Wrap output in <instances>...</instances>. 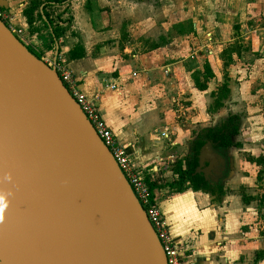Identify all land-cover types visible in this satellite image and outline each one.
Here are the masks:
<instances>
[{"label":"crops","instance_id":"obj_1","mask_svg":"<svg viewBox=\"0 0 264 264\" xmlns=\"http://www.w3.org/2000/svg\"><path fill=\"white\" fill-rule=\"evenodd\" d=\"M1 1L0 9L22 30L27 46L44 62L63 63L77 88L90 98L96 96V107L105 125L125 147L131 162L142 171L170 237L179 249L182 264H264V224L253 208V200L244 203L242 196H220L207 190L177 192L176 187L169 186L177 179L168 167L179 138L191 133L193 127L186 133L178 130L170 101L163 91L175 92L185 88L184 82H189L183 65L193 58L196 51L193 52L191 45L199 37L200 26L205 24L196 17L200 16L197 12L193 13L194 5L193 9L184 6L189 8L186 11L189 17L184 21L189 31H185L182 25H176L180 8L176 0L153 3L67 0L63 5L45 9L53 22L55 37L52 29L45 28L36 18L33 27L37 30L31 32L23 15L30 0ZM229 5L234 6L231 2ZM42 8L43 5L37 13L42 15ZM210 34L206 35L212 40ZM209 45H203L202 49L208 47L205 54L211 64L216 54ZM72 53L77 56L72 57ZM213 79L219 81L216 74ZM226 88L229 92L224 90V94L233 97V111L230 115L222 113L223 102L218 100L220 106L216 104L215 110L205 115L211 124L204 121L194 132L197 138L192 139L191 152L207 130L233 116L241 104L237 89ZM207 90V87L198 90L193 80L191 92L207 94ZM194 115L192 112L187 116L191 124L196 120ZM202 118L197 120L202 122Z\"/></svg>","mask_w":264,"mask_h":264},{"label":"water","instance_id":"obj_2","mask_svg":"<svg viewBox=\"0 0 264 264\" xmlns=\"http://www.w3.org/2000/svg\"><path fill=\"white\" fill-rule=\"evenodd\" d=\"M196 158L205 179L228 164L210 142ZM0 264H168L129 183L55 70L1 19Z\"/></svg>","mask_w":264,"mask_h":264},{"label":"rangeland","instance_id":"obj_3","mask_svg":"<svg viewBox=\"0 0 264 264\" xmlns=\"http://www.w3.org/2000/svg\"><path fill=\"white\" fill-rule=\"evenodd\" d=\"M121 1L136 2L137 0ZM149 1L155 2V0ZM176 1L180 7L176 16V25H182L185 31H189L188 24L184 22L189 17L186 11L194 7L193 13L197 12L200 16L196 17L204 20L205 24L200 26L201 30L197 34L199 37L196 36L193 40L194 44L191 45L193 52L196 51L193 58H188L185 64L183 63L189 82H184L185 88L183 86L175 92L168 89L163 91L170 101L169 106L174 114L178 130L186 133L190 127H193L191 133L179 138L180 143L177 144L168 170L176 174L179 164L181 163L184 168V160L192 157V139L197 138L194 132H197L198 125L204 121L211 124L212 121L205 115L215 110L218 100L223 102L221 112L230 115L229 113L233 111L231 110L233 97L228 98L224 90L229 92L226 87H234L237 89L238 101L241 104L237 106L235 114L228 118L235 117L233 123L236 125V131L231 132V146L224 150L228 159L229 172L221 186L219 185V189L213 191L209 188L207 191L220 192L221 196L251 197L253 208L261 223L264 224V0ZM230 2L234 4L232 6L234 10L229 5ZM185 5L189 8H184ZM200 5L202 7L198 8ZM203 7H206V10ZM222 24L224 26H219ZM209 32L212 40L209 39V35H206ZM208 43H210L209 49L216 54L211 64L208 63L205 54L208 47L204 46L205 49H202V46ZM206 64L210 65L219 81L207 78L204 69ZM195 79L199 83L210 84L206 86L207 94L191 92ZM192 107L194 109H191ZM192 112H195L196 120H193L191 124L187 116ZM204 116L205 120L202 118ZM200 117L202 122L197 120ZM209 117L211 118L210 115ZM167 179L172 180V177ZM240 181L243 182L240 184Z\"/></svg>","mask_w":264,"mask_h":264},{"label":"built area","instance_id":"obj_4","mask_svg":"<svg viewBox=\"0 0 264 264\" xmlns=\"http://www.w3.org/2000/svg\"><path fill=\"white\" fill-rule=\"evenodd\" d=\"M0 19L8 27L11 33L25 46L27 42L22 35V30L16 28L12 19L0 9ZM50 68H53L58 77L65 85L74 101L80 107L81 111L89 121L94 131L108 148L125 179L129 183L133 193L135 194L139 204L143 208L150 224L152 225L167 258L168 264H182L179 258V249L172 241L165 221L157 208L155 201L152 199L151 191L145 177L129 159L125 147L120 145L116 136L105 125L97 107L96 96L90 98L77 88L76 82L68 69L63 63L53 61L45 62ZM113 88V86H111Z\"/></svg>","mask_w":264,"mask_h":264},{"label":"trees","instance_id":"obj_5","mask_svg":"<svg viewBox=\"0 0 264 264\" xmlns=\"http://www.w3.org/2000/svg\"><path fill=\"white\" fill-rule=\"evenodd\" d=\"M66 1L67 0H30L27 8L23 11V15L26 18L28 25L31 28V32H35L37 30L36 28L33 27V22L35 21L34 19L36 18L42 21L45 28L47 26L50 27V29H52V34L56 37L57 34L53 29V25H52L53 22L52 20L49 19V16L46 13L45 9L51 5H63ZM41 5H43L42 15L37 13L38 8ZM42 16L44 17V20L42 19ZM27 48L38 59H41V56L38 53L34 52L28 46ZM71 56L76 57L77 55L75 56L72 53ZM82 56L83 54H81V57ZM204 69L207 73L208 79L214 77L213 73L211 72L210 66L208 64L204 66ZM194 84L195 87L200 91L206 89V85L203 83H199V81L196 79L194 81ZM218 106H220V103H218ZM233 121H235V117L220 123L219 126H217L214 129L207 130L202 136L204 137V139L211 140L213 144H216L215 150H220V151L225 150L226 148L231 146V141H230V137L232 135L231 132L236 131V125L233 123ZM204 143H205L204 140L201 139L197 140L194 143V147L192 150L193 156L191 158H186L184 160L185 162L184 168L181 163L179 164L178 169L176 170L177 179L169 185L172 188L176 187L177 192H181L186 189H192L195 191L209 189L205 184H203L201 176L195 173V169L197 167V158H196L197 151L199 147H201ZM222 156L226 157L225 154H223ZM218 194L221 196L222 193L219 192ZM241 198L244 203L253 200L251 199V197L247 198L245 196H242Z\"/></svg>","mask_w":264,"mask_h":264},{"label":"flooded vegetation","instance_id":"obj_6","mask_svg":"<svg viewBox=\"0 0 264 264\" xmlns=\"http://www.w3.org/2000/svg\"><path fill=\"white\" fill-rule=\"evenodd\" d=\"M199 139H201V140H204L205 142H210L211 143V146H212V148L215 150V146H216V144H213L212 142H211V140H206V139H204V137L202 136V137H200ZM198 139V140H199ZM202 147V146H201ZM201 147H199V149L201 148ZM199 149H198V151H199ZM198 151H197V154H198ZM218 154H225V151L224 150H222V151H220V150H215ZM192 156H193V151H192ZM196 157H197V155H196ZM227 167H228V165H226V169H225V171H221L220 170V172H219V174H216V172H214L212 175H211V177H208V178H204V175L203 174H201V173H196L197 175H199V176H201V178H202V181H203V184H205L208 188H210V189H212L213 191H215V190H217V188H218V186L221 184V181H222V179H223V177L225 176V174H226V170H227ZM197 168V167H196ZM226 177V176H225Z\"/></svg>","mask_w":264,"mask_h":264}]
</instances>
